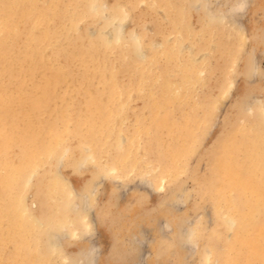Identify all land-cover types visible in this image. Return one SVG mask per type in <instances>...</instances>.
<instances>
[{"label":"rangeland","instance_id":"rangeland-1","mask_svg":"<svg viewBox=\"0 0 264 264\" xmlns=\"http://www.w3.org/2000/svg\"><path fill=\"white\" fill-rule=\"evenodd\" d=\"M36 1L37 4H35ZM46 1L0 0V7L4 3L0 8L2 14L13 11L14 26L18 25L19 27L17 29L15 26V30H11V33L14 31L12 34L8 29V34L5 33L6 31L0 33L4 37L8 35L5 41L0 36V41L3 40L5 44L4 49L0 51V55L5 57H0V64L3 65V67L0 66L3 70L0 69V93L2 92L0 95L1 98L5 96L3 99L0 98L2 102H0V133L2 132L0 137L2 136L1 138L4 139H2V143L8 145V150H6L8 153H2L0 161L2 163L3 161L6 163V160L7 163L12 161L16 165H22L28 161L36 162L37 173L33 177L32 189L29 188V191L26 189L27 191L23 192L24 196H27H25L27 203L34 212L38 214L42 212L45 221L46 218H49L50 221L52 216L57 219H61L63 216L64 223H54L53 219L51 222L47 220L49 223L38 230L29 221H23L19 210L15 215V205L13 204H15L17 197L14 198V195L18 196L17 192L21 187L22 179H19L18 182L17 180L13 181L10 179L11 173L9 171V173L1 171L0 177L5 181V185H3V189L0 188V208H3L0 209V229H3V231L0 230V242L2 239H8L9 236L10 238L0 243V264H15V262L16 264H77V260L83 257L82 252H85L86 247L91 244H96L100 248L95 264H218V257L224 250L225 237H234L235 231L232 233L228 229H224V226L221 228L220 224L231 219L224 215V212L217 211L216 200L212 197V192L208 190L207 183L210 181L213 171L217 170L224 161L222 156L229 149L228 146L230 148L236 147L237 143L235 144V142H238L236 137H239L237 146L241 148L242 152L237 158L229 161V166L234 167L239 162L247 163L249 159L255 158L253 155L258 156V153L260 156L258 160L264 158V117L262 116L263 110L260 109V104H264V0H250L244 13L242 15L234 14V21L232 20L230 23H212L207 13L196 6L197 0H131L132 3H135L131 4V7L129 6L130 0H99L108 5L110 13H117L122 6L127 9L129 7L126 34L129 30L136 29L143 36L145 44L143 50L146 54L143 60L139 58L138 52L132 49L129 40H124L120 45L106 43L102 40L101 32L110 19L107 20L106 15L105 17L103 14L97 15L92 10L90 6L92 0H89L90 2L88 0H79V2L78 0ZM213 1L215 2L214 7L216 6L215 10H218V6L219 9L226 10L230 7V3L231 5L235 4L238 0H234L235 2L223 0L224 3L226 2L225 9L222 7V0ZM8 3L13 7H10ZM29 4H33L34 7ZM50 5H52V9ZM45 9L50 10V13ZM41 10L44 16L41 14ZM20 12L23 14L21 19ZM45 13L50 15L46 14L45 17ZM110 13L108 14L111 18ZM235 16L236 18L238 16L237 21ZM174 17L179 19H175L178 24L180 22L178 27L175 26L177 23L172 22ZM16 22L18 24H15ZM49 27L53 32H48ZM65 27L67 28L64 29ZM41 30L44 35L41 34ZM179 31L182 32L180 33L182 40L177 37ZM36 32L37 34L40 32L38 36ZM35 35L36 38H34ZM15 36L17 41L13 38ZM27 38L30 41H27ZM49 40L53 43L50 44L51 41L49 42ZM158 41L163 44V47H154L155 42ZM36 42L38 43L36 44ZM46 42L48 44H45ZM89 45L90 49L92 47L91 51H89ZM102 46L106 48H102ZM42 47L46 49L44 50ZM188 47L193 48L192 54H190ZM86 48L87 50H85ZM106 51L111 54L109 55ZM2 52L4 53L2 54ZM21 52L22 54L18 55ZM159 52L162 53L159 54ZM81 53L82 55H80ZM204 53H206L205 59H201ZM19 56L21 58H18ZM150 56L154 57L151 58ZM159 56H162L161 59ZM198 58L201 59L198 61L199 63H197ZM18 59L19 61L23 59V62H19ZM155 60L157 62L153 63L152 61ZM203 60L204 62H202ZM53 61L56 63H52ZM60 64L62 67L59 66ZM188 64H190L189 67L193 68L192 72L185 71ZM183 65L187 67L184 69ZM96 66L97 68H95ZM100 66L102 67L100 68ZM22 67L25 68L22 69ZM149 67L150 72L148 73ZM142 68L144 72L141 71ZM200 69H204L205 74H201ZM57 71L64 74L59 73L56 76ZM141 75H144L145 78ZM122 77L123 79H121ZM177 77L179 78L177 79ZM95 78H98L97 81ZM159 78H165L166 81H163L165 84ZM189 78L191 79L188 81ZM182 79L184 83H182ZM176 80H180L178 84ZM14 82H17L18 85ZM144 82L146 86L143 85ZM14 85L16 86L14 87ZM141 85H143L142 90ZM182 88L184 89L182 90ZM25 90L27 91L26 95L23 94L26 93ZM44 91L47 93H42ZM145 91L146 96L144 95ZM154 91L157 93V100ZM179 91L184 92L181 95ZM89 95L91 99H89ZM16 96L22 97L17 99ZM168 97H171V100ZM36 98H39L40 101L43 100L44 104L42 102L40 105V101ZM174 98L176 100L173 101ZM12 99L16 100L13 101ZM15 101L17 102L15 103ZM3 102L6 105L3 106ZM30 105L31 107H29ZM42 105H45L46 109L44 106L43 109ZM5 106L9 107V111L5 109ZM251 107L253 111L250 109ZM24 113L26 114L24 115ZM7 116H10L8 122L10 120L11 123L5 120ZM2 123L3 125H1ZM33 123L35 124L32 125ZM258 123L259 125H256ZM181 127L184 129L181 130ZM33 128L34 132H32ZM62 128L64 131H61ZM54 132L59 137L54 136ZM84 132L86 133L84 134ZM23 134H25L24 139H22ZM26 134H28L27 137ZM122 136L128 138L124 145L127 151L120 147L119 141ZM58 139L60 141L65 139L64 141L67 143L60 142ZM32 140L38 144H34ZM58 141L62 145L57 143ZM108 141L110 144L106 145ZM130 141L131 143H129ZM259 142L263 143H260L262 146L259 145ZM95 143H99V147L96 149L97 144ZM101 143L103 144L101 145ZM56 144L57 146H55ZM37 145H41L39 146L40 150ZM109 146H112V149L108 148ZM104 148L111 149L112 152ZM175 148L178 149V152ZM246 149L253 152L251 151V153ZM34 150L38 151L34 152ZM260 150L261 152H259ZM219 152L223 155L220 156ZM43 153L45 154L43 155ZM52 153L55 156H51ZM38 154L39 156H37ZM23 155H26L24 157L27 158H23ZM219 157L222 158L219 159ZM22 158L26 160L23 161ZM30 158L32 160H29ZM43 158L47 159L43 161ZM256 158L255 160H257ZM168 160L170 161L168 162ZM109 166L114 167L115 170H111ZM162 166L165 171L164 169L162 171ZM31 170L27 168L25 171L29 174ZM54 176L57 179L56 177L54 179ZM59 178L63 183L60 184ZM57 180H59V184ZM56 184L61 185V187L57 186L56 188ZM52 186L57 191L54 192ZM63 187L64 191H62ZM51 188L53 189V196L49 193ZM65 189L73 190L74 194H67ZM37 190L40 192L36 193ZM41 191L47 194L42 193V195ZM5 194L6 196L8 194V197L4 196ZM33 200L39 201H37V205H33ZM59 200L62 201L58 202ZM57 206L59 207L58 212ZM80 209H84L85 212L80 213ZM83 216H86V220ZM2 217L3 219H1ZM219 217L220 220H218ZM260 218V225L263 226L264 219L261 216ZM87 222L90 223L92 229L86 228ZM166 222L169 224L166 225ZM6 227L8 231L5 230ZM75 228H78L79 233H81L77 237L72 234ZM27 229L31 232H27ZM60 231H63L61 233L64 234L54 239V235ZM24 235L29 239L23 243L24 240L21 239L25 238ZM18 237H21V239L19 238L20 241ZM138 240L141 242L138 243ZM53 243L58 244V247L52 248ZM141 243L142 245H140ZM191 243H194L193 248L188 249V246L192 245ZM37 248L41 251L39 252ZM21 254L23 255L21 256ZM206 255L207 258H210L209 262H207ZM62 256H68L69 260H63ZM21 257L28 259L23 258L22 260Z\"/></svg>","mask_w":264,"mask_h":264},{"label":"bare ground","instance_id":"bare-ground-1","mask_svg":"<svg viewBox=\"0 0 264 264\" xmlns=\"http://www.w3.org/2000/svg\"><path fill=\"white\" fill-rule=\"evenodd\" d=\"M3 1V0H2ZM23 1H25V0H23ZM27 1V0H26ZM46 1V0H45ZM66 1V0H65ZM68 1V0H67ZM89 1V0H88ZM105 1V0H104ZM127 1V0H126ZM142 1V0H141ZM146 1V0H145ZM223 1V0H222ZM227 1V0H226ZM234 1V0H233ZM236 1V0H235ZM234 1V2H235ZM35 2V1H34ZM47 2V1H46ZM78 2H79V0H78ZM84 2V1H83ZM90 2V1H89ZM92 3L90 4V6H91V8H92V10L97 14V15H101V14H103V17H105V15H106V17H107V20L108 19H110L109 20V22H108V24L104 27V30H103V32H101V38H102V40H104L106 43H110V44H122L123 43V41L124 40H129L130 42H131V47H132V49L134 50V51H137L138 52V56H139V58L141 59V60H143V59H145V57H146V54L144 53V50H143V47L145 46V44H144V41H143V36H141L140 35V33L136 30V29H131V30H129L128 32H127V34H126V23H127V18L129 17V15H128V11H129V13H130V9H129V7H128V9L125 7V6H122L121 7V10L120 11H118L117 13H110V8H108V5H106V3L105 2H100L99 0H92L91 1ZM120 2H122V1H120ZM130 2V4H129V6L132 4L133 5V3L131 2V0L129 1ZM136 2V1H135ZM217 2H219V0L217 1ZM227 2H230V1H227ZM15 3V2H14ZM21 3H23V2H21ZM24 3H27V2H24ZM33 3V2H32ZM52 3H54V1H52ZM65 2H63V4H64ZM72 3V2H71ZM75 3V2H74ZM119 3V2H118ZM214 1L213 0H197V3H196V6L199 8V9H202V10H204L206 13H207V15H208V17H209V19H210V21L212 22V23H215V22H222V23H230L234 18H233V15L234 14H236V15H242L243 13H244V11L246 10V8H247V6H248V4L250 3V0H238L235 4H232L231 5V3H230V7L229 8H227L226 10H222V9H219V6L217 7V9L218 10H215L214 8L216 7H214ZM226 3V2H225ZM225 3H224V1H223V3H222V7H224L225 6ZM4 3H2L1 4V7H2V5H3ZM7 4V3H6ZM9 4V3H8ZM34 4V3H33ZM33 4H29L30 6L32 5L33 6ZM35 4H37V1H36V3ZM46 4V3H45ZM122 4V3H121ZM135 4V3H134ZM152 4H155V3H152ZM12 5H13V3H12ZM21 5V4H20ZM19 5V6H20ZM26 5V4H25ZM25 5H23V6H25ZM65 5H66V3H65ZM65 5H63V6H65ZM68 5V4H67ZM77 5H79L78 3H77ZM216 5H218V4H216ZM220 5V4H219ZM9 6H10V4H9ZM30 6H28V7H30ZM31 6V7H32ZM38 6H39V4H38ZM51 7V9H52V5H50ZM58 6V5H57ZM61 6V5H60ZM72 6V5H71ZM80 6V5H79ZM79 6H78V10H79ZM86 6V5H85ZM84 6V7H85ZM127 6V5H126ZM221 6V5H220ZM229 6V5H228ZM0 7V8H1ZM7 7V6H6ZM10 7H13V6H10ZM34 7V6H33ZM75 7V6H74ZM115 7V6H114ZM131 7V6H130ZM177 7V6H176ZM16 8H17V6H16ZM26 8H27V6H26ZM46 8H47V5H46ZM64 8H66V7H64ZM173 8V7H172ZM11 9V8H10ZM13 10H14V8H12ZM18 9V8H17ZM19 9H21V8H19ZM34 9V8H33ZM176 9V8H175ZM224 9H225V7H224ZM6 10H9V9H6ZM27 10V9H26ZM35 10H37V9H35ZM43 10H44V8H43ZM45 10H47V9H45ZM114 10H116V9H114ZM11 11V10H10ZM30 11V10H29ZM48 11V10H47ZM54 11V10H53ZM73 11V10H72ZM80 11V10H79ZM91 11V10H90ZM89 11V12H90ZM0 12H1V9H0ZM3 12H6V11H3ZM32 12H33V10H32ZM41 12V14L43 15L44 13H42L43 11L41 10L40 11ZM49 13H50V10L48 11ZM67 12V11H66ZM13 11H11V12H9V13H5V14H2V12H1V14H0V33H4L5 31V33H7L8 34V32H7V29L10 31V34H12L11 33V30H15V26H14V20L12 19V16H13ZM21 13V12H20ZM27 13V12H26ZM49 13H45V17L47 16L46 14H49ZM53 13V12H52ZM69 13V12H68ZM108 13H110V15H111V18H110V16H109V14ZM30 14V13H29ZM66 14V13H65ZM73 14V13H72ZM174 14H176V13H174ZM173 14V15H174ZM19 15V14H18ZM26 15V14H25ZM31 15V14H30ZM36 15V14H35ZM34 15V16H35ZM50 15V14H49ZM143 15V14H142ZM15 16V15H14ZM23 16V14L21 13V16H20V19H21V17ZM44 16V15H43ZM109 16V17H108ZM27 17H29V16H27ZM26 17V18H27ZM31 17H32V15H31ZM41 17V16H40ZM66 17V16H65ZM70 17H71V14H70ZM175 17H176V15H175ZM174 17V21H173V18H172V22L173 23H177V24H175V26L177 25V27H178V25L180 24V22H179V24H178V22H176L175 21V19H177V18H175ZM177 17H178V15H177ZM187 17V16H186ZM18 18V17H17ZM25 18V19H26ZM36 18H37V16H36ZM235 18H236V16H235ZM237 18H238V16H237ZM237 18L235 19L236 21H237ZM43 19H45L44 17H43ZM47 19H49V18H47ZM66 19V18H65ZM187 20H188V18H186ZM185 19V20H186ZM39 20V19H38ZM38 20H36V21H38ZM42 20V19H41ZM40 20V21H41ZM61 20H62V16H61ZM177 20H179V19H177ZM23 21H24V19H23ZM181 21V20H180ZM234 21V20H233ZM18 22V21H17ZM15 23V24H18V23ZM27 22V21H26ZM29 22V21H28ZM47 22V21H46ZM49 22V21H48ZM47 22V23H48ZM63 22V21H62ZM66 22V20L64 21V23ZM32 23H34V22H32ZM31 23V24H32ZM37 24V23H36ZM40 24V23H39ZM21 25V24H20ZM75 25V24H74ZM22 27H23V25H21ZM40 26V25H39ZM71 26V25H70ZM70 26H69V28H70ZM76 26V25H75ZM17 27V29L19 28L18 27V25L16 26ZM44 27V26H43ZM51 27V26H50ZM50 27H49V30H48V32L50 31V32H53V31H51L50 30ZM62 27V26H61ZM181 27V25L179 26V28ZM21 28V27H20ZM42 28V27H41ZM67 27H65L64 29H66ZM72 28H74V27H72ZM71 28V29H72ZM146 28V27H145ZM148 28V27H147ZM178 28V29H179ZM25 29H28V28H25ZM43 29V28H42ZM48 29V28H47ZM55 29V28H54ZM63 30V29H62ZM61 30V31H62ZM181 30V29H180ZM60 31V30H59ZM58 31V32H59ZM151 31V30H150ZM30 32V31H29ZM32 32V31H31ZM41 34L42 35H44L43 34V31L41 30ZM46 32V31H45ZM49 32V33H50ZM69 32V31H68ZM67 32V33H68ZM71 32V31H70ZM40 33V32H39ZM38 33V34H39ZM60 33V32H59ZM62 33V32H61ZM66 33V32H65ZM179 33V35H177V37H178V39H180L181 38V40H182V34H180V33H182V32H178ZM30 34V33H29ZM36 34H37V32H36ZM38 34H37V36H38ZM78 34V33H77ZM176 34H177V32H176ZM14 35H15V33H14ZM28 35V34H27ZM32 35H34V34H32ZM50 35V34H49ZM48 35V36H49ZM62 35H65V34H62ZM61 35V36H62ZM243 35H244V33H243ZM242 35V36H243ZM1 37H3V40L5 41V38L8 36H6V37H4V36H2V35H0ZM59 36H60V34H59ZM19 37V36H18ZM29 37H31V36H29ZM40 37V36H39ZM38 37V38H39ZM43 38H44V36H42ZM56 37V36H55ZM55 37H54V39H55ZM13 38H15L16 39V36L15 37H13ZM34 38H36V35H35V37ZM45 38H46V36H45ZM63 38V37H62ZM67 38V37H66ZM69 38V37H68ZM210 38V37H209ZM213 38V37H212ZM14 39V40H15ZM40 39V38H39ZM54 39H53V41H54ZM3 40H1L0 41V51H1V49H4L3 47H5L4 45V41ZM7 40V39H6ZM11 40H13V39H11ZM24 40H25V38H24ZM23 40V41H24ZM41 40H43V39H41ZM46 40H47V38H46ZM45 40V41H46ZM62 40V39H61ZM212 40V39H211ZM16 41H17V39H16ZM15 41V42H16ZM20 41V40H19ZM22 41V42H23ZM27 41H30V40H28V38H27ZM51 40H49V42H50ZM53 41H51L50 42V44H52L53 43ZM57 41V40H56ZM10 42V41H9ZM9 42H8V44H9ZM14 42V41H13ZM21 42V41H20ZM101 42V41H100ZM99 42V43H100ZM179 42V41H178ZM214 42V41H213ZM19 43V42H18ZM24 43H26V42H24ZM33 43V42H32ZM38 42H36V44H37ZM42 43V42H41ZM82 43V42H81ZM91 43V42H90ZM102 43H103V41H102ZM14 44V43H13ZM22 44V43H21ZM40 44V43H39ZM44 44V43H43ZM45 44H48L47 42L45 43ZM6 45H7V43H6ZM11 45H12V43H11ZM10 45V46H11ZM28 45H29V43H28ZM33 45H35L34 43H33ZM102 45V44H101ZM124 45V44H123ZM174 45V44H173ZM38 46V45H37ZM44 46V45H43ZM50 46V45H49ZM69 46V45H68ZM12 47V46H11ZM10 47V48H11ZM31 47V46H30ZM29 47V48H30ZM105 47V46H104ZM103 46H102V48H104ZM154 47L155 48H157V47H163V44L160 42V41H158V42H155V44H154ZM167 47V46H166ZM184 48L186 47V46H183ZM15 48V47H14ZM28 48V49H29ZM43 48V47H42ZM106 48V47H105ZM23 49V48H22ZM44 49V48H43ZM46 49V48H45ZM44 49V50H45ZM71 49V48H70ZM89 49H90V45H89ZM114 49V47L112 48V50ZM188 49L190 50V54H192L193 53V51H191L193 48L192 47H188ZM6 50V49H5ZM14 50V49H13ZM32 50H33V48H32ZM43 50V51H44ZM80 50V49H79ZM82 50V49H81ZM85 50H87V48L85 49ZM92 50V47H91V49L89 50V51H91ZM118 50V49H117ZM17 51V50H16ZM54 51V50H53ZM108 51V50H107ZM106 51V53H109V52H107ZM166 51V50H165ZM15 52V51H14ZM93 52V51H92ZM110 52H111V50H110ZM115 52V51H114ZM153 52V51H152ZM151 52V53H152ZM179 52H181V51H179ZM4 52H2V54H3ZM24 53H26V52H24ZM45 53V52H44ZM51 53V52H50ZM116 53V52H115ZM157 53V52H156ZM160 53H162V52H159V54ZM18 54V53H17ZM22 54V52L20 53V54H18V55H21ZM40 54H41V52H40ZM63 54V53H62ZM111 53H109V55H110ZM126 54H128V53H126ZM153 54V53H152ZM5 55V54H4ZM69 55V54H68ZM80 55H82V53L80 54ZM2 55H0V57H1ZM6 56V55H5ZM13 56V55H12ZM26 56V55H25ZM37 56V55H36ZM39 56V55H38ZM206 56V53H204V54H202V56H201V59L202 58H204ZM4 56H2L1 58H3ZM14 57V56H13ZM12 57V59H14ZM69 57V56H68ZM87 57V56H86ZM94 57L96 58V56L94 55ZM117 57V56H116ZM151 58H153L154 56H150ZM150 57H148V58H150ZM160 57V59H161V57L162 56H159ZM164 57V56H163ZM184 57H186V56H184ZM5 58V57H4ZM8 58V57H7ZM18 58H21L20 56L18 57ZM29 58H30V56H29ZM34 58H35V56H34ZM82 58V57H81ZM98 58H99V56H98ZM111 58V57H110ZM125 58H127V57H125ZM147 58V59H148ZM150 58V59H151ZM180 58V57H179ZM193 58V57H192ZM15 59H17V57H15ZM25 59V58H24ZM32 59V58H31ZM76 59V58H75ZM112 59V58H111ZM110 59V60H111ZM156 60H157V58H155ZM200 58H198L197 59V63H199L198 61L199 60H201ZM205 59V58H204ZM10 60H11V58H10ZM9 60V61H10ZM23 59H21V61H22ZM26 60V59H25ZM101 60V59H100ZM149 60V59H148ZM147 60V61H148ZM152 61L153 63H155V62H157V61ZM180 60H182V59H180ZM180 60H177V61H180ZM8 61V60H7ZM18 61H19V59H18ZM21 61H19V62H21ZM31 61V60H30ZM30 61H28V62H30ZM45 61V60H44ZM71 61V60H70ZM78 61H80V60H78ZM84 61V60H83ZM82 61V62H83ZM102 61V60H101ZM106 63L108 64V60L106 59ZM115 61V60H114ZM151 61V60H150ZM160 61V60H159ZM184 61V60H183ZM195 61V60H194ZM208 61V60H207ZM2 62V61H1ZM6 62V61H5ZM23 62V61H22ZM21 62V63H22ZM35 62H36V60H35ZM34 62V63H35ZM72 62V61H71ZM82 62H81V64H82ZM202 62H204V60L202 61ZM205 62H206V60H205ZM21 63H20V65H21ZM52 63H56V61L54 62H52ZM76 63V62H75ZM91 63V62H90ZM97 63V62H96ZM101 63V62H100ZM116 63V62H115ZM132 63V62H131ZM207 63V62H206ZM206 63H205V65H206ZM88 64V63H87ZM92 64V63H91ZM95 64V63H94ZM113 64V63H112ZM180 64V63H179ZM202 65H204L203 63H201ZM8 65V64H7ZM6 65V66H7ZM30 65V64H29ZM74 65V64H73ZM153 65H155V64H153ZM0 66L1 67H3V65H1L0 64ZM15 66V65H14ZM23 66H25V65H23ZM58 66V65H57ZM60 67H62L61 66V64L59 65ZM93 66H95V65H93ZM103 66V65H102ZM102 66H100V68L102 67ZM115 66V65H114ZM117 66H118V64H117ZM135 66H137V65H135ZM155 66H157V65H155ZM190 66V64H188V67L187 66H184L183 65V67H184V69H185V67H187V70H185L186 72H192L193 71V68H191V67H189ZM32 67V66H31ZM37 67V66H36ZM55 67V66H54ZM85 67V66H84ZM110 67V66H109ZM137 67H139V66H137ZM197 67H200L199 65H197ZM23 68H25V67H22V69ZM45 68V67H44ZM43 68V69H44ZM52 68V67H51ZM56 68V67H55ZM58 68V67H57ZM64 68V67H63ZM95 68H97V66L95 67ZM99 68V69H100ZM132 68V67H131ZM139 68H141V67H139ZM144 68V67H143ZM141 69V71L143 70V72H144V69ZM159 68V67H158ZM1 70H2V68H0ZM17 69H18V66H17ZM16 69V71H18ZM32 69V68H31ZM62 69V68H61ZM92 69V68H91ZM105 69V68H104ZM112 69H113V67H112ZM136 69V68H135ZM150 67L148 68V70H147V72L149 73L150 72ZM153 69V68H152ZM151 69V70H152ZM15 70V69H14ZM13 70V71H14ZM33 70V69H32ZM31 70V71H32ZM118 70V69H117ZM161 70V69H160ZM163 70V69H162ZM161 70V71H162ZM210 70V69H209ZM3 71V70H2ZM12 71V72H13ZM77 71V70H76ZM80 71V70H79ZM154 72H155V70H153ZM156 71H158V70H156ZM182 71V70H181ZM200 71V73L201 74H205L204 73V69H200L199 70ZM9 72V71H8ZM97 72V71H96ZM159 72V71H158ZM10 73H11V71H10ZM14 73H16V72H14ZM18 73H19V71H18ZM59 73H63V72H61V71H57V75L56 74H54V75H56V76H58L59 75ZM102 73V72H101ZM115 73H117V72H115ZM137 73V72H136ZM6 74V73H5ZM17 74V73H16ZM35 74V73H34ZM64 74V73H63ZM67 74V73H66ZM79 74V73H78ZM144 74V73H143ZM152 74H154V73H152ZM156 74V73H155ZM198 74H199V72H198ZM206 74H207V70H206ZM11 75V74H10ZM13 75V74H12ZM11 75V76H12ZM19 75H20V73H19ZM74 75V74H73ZM111 75V74H110ZM127 75V74H126ZM160 75H163V74H160ZM167 75H168V73H167ZM0 76H1V74H0ZM5 76V75H4ZM55 76V77H56ZM63 76H66V75H63ZM71 76V75H70ZM123 76V75H122ZM142 76V75H141ZM159 76V75H158ZM169 76H173V75H169ZM180 76V75H179ZM201 76V75H200ZM10 77V76H9ZM14 77V76H13ZM23 77V76H22ZM22 77H20V78H22ZM52 77V76H51ZM62 77V76H61ZM68 77V76H67ZM142 77H144V75L142 76ZM146 77H148V75H146ZM157 77V76H156ZM156 77H154V78H156ZM160 77H162V76H160ZM165 77V76H164ZM183 77V76H182ZM206 77V76H205ZM12 78V77H11ZM57 78V77H56ZM129 78V77H128ZM145 78V77H144ZM163 78V77H162ZM160 79V80H162V82L163 81H166L165 80V78L164 79ZM179 77H177V79H178ZM1 79V78H0ZM25 79V78H24ZM98 79V78H97ZM97 79L95 78V81H97ZM109 79H110V76H109ZM116 79V78H115ZM121 79H123V77L121 78ZM142 79V78H141ZM158 79V80H159ZM181 79V78H180ZM191 78H189L188 79V81L190 80ZM17 80V79H16ZM19 80V79H18ZM66 80V79H65ZM91 80V79H90ZM130 80V79H129ZM2 81H3V79H2ZM13 81V80H12ZM38 81V80H37ZM54 81V80H53ZM52 81V82H53ZM61 81H62V78H61ZM100 81V80H99ZM116 81V80H115ZM180 81V80H179ZM179 81H177L176 80V82H177V84L179 83ZM184 80L182 79V83H184L183 82ZM187 81V82H188ZM18 82V81H17ZM17 82H14V84H17ZM56 82V81H55ZM69 82V81H68ZM68 82H65L66 84H69ZM101 82V81H100ZM168 82V81H167ZM166 82V83H167ZM3 83V82H2ZM38 83V82H37ZM57 83V82H56ZM131 83V82H130ZM164 83V82H163ZM191 83V82H190ZM196 83V82H195ZM12 84V83H11ZM20 84V83H19ZM50 84H52V83H50ZM92 84V83H91ZM94 84V83H93ZM125 84V83H124ZM132 84V83H131ZM141 84H142V82H141ZM146 83L144 82V86H146L145 85ZM150 84V83H149ZM165 84V83H164ZM170 84V83H169ZM188 84V83H187ZM1 85V84H0ZM9 85V84H8ZM7 85V86H8ZM18 85V84H17ZM25 85V84H24ZM57 85V84H56ZM114 85H116V84H114ZM119 85V84H118ZM127 85V84H126ZM143 85H141L140 86V88H141V90H142V86ZM148 85V84H147ZM186 85V84H185ZM13 86V85H12ZM16 85H14V87H15ZM68 86V85H67ZM71 86V85H70ZM75 86V85H74ZM105 86V85H104ZM120 86V85H119ZM129 86V85H128ZM134 86V85H133ZM133 86H131V87H133ZM153 86V85H152ZM165 86V85H164ZM6 87V86H5ZM20 87V86H19ZM23 87H25V86H23ZM22 87V88H23ZM47 87H48V85H47ZM122 87V86H121ZM8 88H9V86H8ZM7 88V89H8ZM13 88V87H12ZM12 88H10V89H12ZM40 88V87H39ZM67 88V87H66ZM65 88V89H66ZM71 88V87H70ZM96 88V87H95ZM134 88V87H133ZM148 89H149V87H147ZM151 88V87H150ZM153 88V87H152ZM178 88V87H177ZM6 89V88H5ZM33 89H34V87H33ZM46 89V88H45ZM51 89V88H50ZM105 89V88H104ZM118 89H120V88H118ZM137 89V88H136ZM184 88H182V90H183ZM9 90V89H8ZM29 90V89H28ZM53 90V89H52ZM51 90V91H52ZM95 90V89H94ZM161 90H162V88H161ZM161 90H159V91H161ZM181 90V89H180ZM6 91V90H5ZM22 91H24L23 89H22ZM26 91V90H25ZM34 91H35V89H34ZM37 91V90H36ZM46 91V90H45ZM42 92V93H47V92ZM60 91V90H59ZM96 91H97V88H96ZM96 91H94V92H96ZM106 91V90H105ZM144 91V90H143ZM190 91V90H189ZM8 93L10 92V91H7ZM11 92H12V90H11ZM100 92V91H99ZM155 92V91H154ZM158 92V91H157ZM180 92V91H179ZM182 92H184V91H182ZM182 92H180V94L182 93ZM2 93V92H1ZM0 93V94H1ZM28 93H30V92H28ZM33 93V92H32ZM63 93H64V89H63ZM91 93V92H90ZM89 93V94H90ZM103 93H105V92H103ZM135 93V92H134ZM145 94V96H146V91L144 92ZM156 93V92H155ZM174 93V92H173ZM190 93H191V91H190ZM23 94H27V91H26V93H23ZM22 94V95H23ZM33 94H36V93H33ZM49 94V93H48ZM50 94H52V93H50ZM92 94V93H91ZM133 94V93H132ZM147 94H148V92H147ZM154 94V93H153ZM10 95V94H9ZM54 95V94H53ZM59 95H61V94H59ZM65 95H66V93H65ZM93 95H94V93H93ZM150 95H152V94H150ZM182 95V94H181ZM181 95H179V96H181ZM184 95V94H183ZM187 95V94H186ZM24 96V95H23ZM129 96V95H128ZM132 96V95H131ZM134 96V95H133ZM153 96V95H152ZM162 96V95H161ZM178 96V97H179ZM5 97V96H4ZM3 97V98H4ZM13 97H15V96H13ZM17 97V96H16ZM20 97H22V96H20ZM20 97H17V99L18 98H20ZM25 97V96H24ZM31 97V96H30ZM155 97H156V100H157V93L155 94ZM154 97V98H155ZM177 97V96H176ZM0 98H1V95H0ZM3 98H1V99H3ZM41 98V97H40ZM48 98V97H47ZM104 98H105V96H104ZM129 98H131V97H129ZM169 98V97H168ZM9 99V98H8ZM10 99H11V97H10ZM22 99V98H21ZM36 99H38L39 100V98H36ZM89 99H91L90 98V95H89ZM99 99H100V97H99ZM146 99H148V98H146ZM145 99V100H146ZM161 99V98H160ZM159 99V100H160ZM170 100H171V97L169 98ZM13 101L14 100H16V99H12ZM11 100V101H12ZM155 100V101H156ZM158 100V101H159ZM167 100V98L165 99V101ZM170 100H169V102H170ZM173 101L174 100H176V98H174V99H172ZM177 100H178V98H177ZM181 100V99H180ZM8 101V100H7ZM11 101H9L10 103H11ZM29 101H30V99H29ZM36 101V100H35ZM40 101V100H39ZM48 101H49V98H48ZM1 102V101H0ZM17 101H15V103H16ZM19 102V101H18ZM25 101H23V103H24ZM27 102H28V100H27ZM34 102V101H33ZM43 102V100H41L39 103H40V105H41V103ZM2 103V102H1ZM26 103V102H25ZM46 103V102H45ZM88 103V102H87ZM163 103H164V101H163ZM167 103H168V101H167ZM13 105H14V103H12ZM21 104V103H20ZM19 104V105H20ZM27 104H29V103H27ZM43 104H44V102H43ZM128 104H130V103H128ZM127 104V105H128ZM170 104V106H171V102L169 103ZM175 104H176V102H175ZM4 105H6L4 102H3V106ZM11 104H9V106H10ZM22 105V104H21ZM133 105V104H132ZM168 105V104H167ZM1 106H2V104H1ZM2 106V107H3ZM8 106V105H7ZM23 106V105H22ZM25 106V105H24ZM43 106H44V108H45V105H42V108H43ZM88 106V105H87ZM6 107V106H5ZM11 107H12V105H11ZM27 107V106H26ZM29 107H31V105L29 106ZM154 107V106H153ZM152 107V108H153ZM165 107V106H164ZM173 107V106H172ZM9 108V107H8ZM8 108L6 107L5 109H7L8 110ZM18 108H19V106H18ZM28 108V107H27ZM33 108H35L34 106H33ZM43 108V109H44ZM123 108V107H122ZM11 109H13V108H11ZM10 109V110H11ZM21 109H22V107H21ZM21 109H20V111H21ZM46 109V108H45ZM124 109V108H123ZM250 109H252V111H253V108L251 107ZM260 109H262L263 110V114H262V116L264 117V104L262 103V104H260ZM0 110H1V108H0ZM3 110V109H2ZM6 110V111H7ZM14 111H15V109H13ZM24 110V109H23ZM29 110V109H28ZM5 111V110H4ZM9 111V110H8ZM14 111H12L13 113H14ZM16 111H17V108H16ZM30 111V110H29ZM153 111V110H152ZM173 111V110H172ZM171 111V112H172ZM2 112V111H1ZM18 112V111H17ZM27 112V111H26ZM66 112H68V111H66ZM119 112V111H118ZM161 112H162V110H161ZM163 112H165V111H163ZM19 113V112H18ZM90 113V112H89ZM262 113V112H261ZM21 115H22V112L20 113ZM26 113H24V115H25ZM43 114V113H42ZM152 114H153V112H152ZM7 115H9V114H7ZM158 115V114H157ZM156 115V116H157ZM27 116H29V115H27ZM27 116H26V118H27ZM154 116V115H153ZM167 116V115H166ZM1 117H3V116H1ZM12 117V116H11ZM91 117H92V115H91ZM128 117V116H127ZM147 117V116H146ZM5 118V117H4ZM8 118H10V116L8 117L7 116V118L5 119V120H7V122H8ZM24 118V117H23ZM25 118V119H26ZM29 118V117H28ZM87 118V117H86ZM149 118V117H148ZM150 118H151V115H150ZM88 119V118H87ZM102 119V118H101ZM264 119V118H263ZM27 120V119H26ZM29 120V119H28ZM82 120V119H81ZM89 120V119H88ZM139 120V119H138ZM149 120V119H148ZM1 121V120H0ZM12 121V120H11ZM35 121V120H34ZM91 121V120H90ZM24 122V121H23ZM32 122V121H31ZM79 122V121H78ZM84 122V121H83ZM92 122V121H91ZM100 122H102L101 120H100ZM8 123H11L10 122V120H9V122ZM74 123V122H73ZM88 124H89V122H87ZM93 123V122H92ZM99 123V122H98ZM250 122H248V124H249ZM5 124V123H4ZM24 124H26V123H24ZM28 124V123H27ZM26 124V125H27ZM35 123H33L32 125H34ZM148 124H149V122H148ZM251 124V123H250ZM1 125H3V123L1 124ZM9 125H11V124H9ZM19 126H21L20 124H18ZM71 125H73V124H71ZM90 125V124H89ZM88 125V126H89ZM150 125V124H149ZM148 125V126H149ZM256 125H259V123L258 124H256ZM31 126V125H30ZM38 126V125H37ZM44 126V125H43ZM70 126V125H69ZM147 126V127H148ZM253 126V125H252ZM7 127V126H6ZM15 127V126H14ZM13 127V128H14ZM23 127H25V126H23ZM36 127V126H35ZM34 127V128H35ZM62 127V126H61ZM63 127H64V125H63ZM67 127V126H66ZM65 127V128H66ZM80 127V126H79ZM146 127V126H145ZM157 127V126H156ZM250 127V126H249ZM254 127H255V125H254ZM9 128V127H8ZM13 128H11V129H13ZM17 128V127H16ZM15 128V129H16ZM18 128H20V127H18ZM34 128H33V130H32V132H34L35 130H34ZM38 128V127H37ZM45 128V127H44ZM59 128V127H58ZM57 128V129H58ZM64 128V129H65ZM74 128V127H73ZM261 128V127H260ZM55 129V128H54ZM53 129V130H54ZM60 129V128H59ZM71 129V128H70ZM84 129V128H83ZM132 129V128H131ZM179 129V128H178ZM184 128L183 127H181V130H183ZM18 130V129H17ZM29 130H30V128H29ZM72 130H75V129H72ZM71 130V131H72ZM172 130H175V129H172ZM3 131V130H2ZM16 131V130H15ZM21 131V130H20ZM19 131V132H20ZM28 131V130H27ZM27 131H24V132H27ZM55 131V130H54ZM61 131H64L63 130V128H62V130ZM88 131H90V130H88ZM150 131V130H149ZM243 131V130H242ZM242 131H240L241 133H242ZM14 132V131H13ZM29 132H31V131H29ZM56 132V131H55ZM55 132H54V136H56L57 135V133L55 134ZM76 132V131H75ZM96 132V131H95ZM116 132V131H115ZM181 132V131H180ZM2 133V132H1ZM0 133V134H1ZM3 133H5V132H3ZM10 133V132H9ZM21 133V132H20ZM23 133V132H22ZM71 133V132H70ZM86 132H84V134H85ZM149 133V132H148ZM12 134V133H11ZM17 135H18V133H16ZM63 134V133H62ZM72 134V133H71ZM70 134V135H71ZM87 134H88V132H87ZM98 134H99V132H98ZM20 135V134H19ZM24 135V137L22 138V139H24L25 138V134H23ZM27 135L28 134H26V137H27ZM39 135V134H38ZM37 135V136H38ZM49 135L51 136V133H49ZM53 135V134H52ZM92 135V134H91ZM139 135H140V133H139ZM151 136L153 135V134H150ZM261 135H262V133H261ZM4 136H5V134H4ZM7 136H9V135H7ZM6 136V137H7ZM32 137H33V135H31ZM31 136H29V137H31ZM47 136V135H46ZM53 136V137H54ZM58 136V135H57ZM88 136V135H87ZM258 136V135H257ZM2 137V136H1ZM0 137V160H1V154L2 153H6L7 151L6 150H8L7 149V146L4 144V143H2V139L3 138H1ZM31 137V138H32ZM39 137V136H38ZM53 137H52V139H53ZM59 137V136H58ZM60 137H62V136H60ZM69 137V136H68ZM245 137V136H244ZM263 137V136H262ZM16 139H17V137H15ZM47 138H50V137H47ZM55 138V137H54ZM71 138H72V136H71ZM103 138H105L104 136H103ZM107 138V137H106ZM173 138H175V137H173ZM239 137H236V140L239 142V139H238ZM20 139V138H19ZM35 139V138H34ZM33 139V140H34ZM56 139V138H55ZM113 139V138H112ZM127 137L125 138L124 136H122L121 138H120V141H119V144H120V147L122 148V149H125V143H126V141H127ZM235 139V138H234ZM233 139V140H234ZM242 139V138H241ZM240 139V140H241ZM4 140V139H3ZM32 140V142L35 144L36 142H34ZM44 140V139H43ZM42 140V141H43ZM59 140V139H58ZM63 140V139H62ZM65 140V139H64ZM60 141V142H66L67 143V141ZM67 140V139H66ZM105 140V139H104ZM233 140H232V142H233ZM235 140V141H236ZM6 141V140H5ZM26 141V140H25ZM28 141V140H27ZM29 141H31V140H29ZM36 141V140H35ZM47 141H49V140H47ZM52 141H54V140H52ZM52 141H50V143H52L53 144V142ZM59 141L57 142V143H59ZM110 141H112V140H110ZM259 141H262V140H259ZM264 141V140H263ZM14 142V141H13ZM21 143H22V141H20ZM44 142V141H43ZM77 142V141H76ZM92 142V141H91ZM91 142H89V143H91ZM96 142V141H95ZM98 142V141H97ZM104 142V141H103ZM238 142H235V144L237 143L238 144ZM241 142V141H240ZM10 143V142H9ZM8 143V144H9ZM27 143V142H26ZM49 143V142H48ZM55 143H56V141H55ZM70 143V142H69ZM109 143V141L106 143V145ZM129 143H131V141L129 142ZM263 144L262 142H259V145L260 146H262L261 144ZM29 144V143H28ZM32 144V143H31ZM36 144H38V143H36ZM40 144V143H39ZM59 144H61L62 145V143H59ZM95 144H97L96 146L97 147H95V149L96 148H98L99 146H98V144L99 143H95ZM95 144H93V145H95ZM103 143H101V145H102ZM110 144V143H109ZM128 144V143H127ZM234 143H232V145H233ZM234 144V145H235ZM237 144H236V147H231L230 148V146H228L229 147V149H227L226 150V152H225V154H224V156H222L223 157V159H224V161L222 162V164L218 167V169L217 170H214L213 171V173H212V177L210 178V181L207 183L208 184V190H210L211 192H212V197H214L215 198V200H216V204H215V206H216V209H217V211L219 212V211H221V212H224L223 214L224 215H227V217L229 218V219H231V220H227V222L226 221H224V223H222V224H220L222 227L221 228H223V226L225 227L224 229H228V231L229 232H234L235 231V236L234 237H231L230 238V236H228V237H225V245L223 246V248H224V250H223V252H222V254H221V256H217L218 257V260L217 261H219L218 262V264H264V221H263V226H261L260 225V223H261V220H259V218H260V216L262 217V219H264V214L263 215H260V214H262V213H264V158H262V159H260V160H258V157H260L259 156V153L257 154L258 156H256V155H253L257 160H255V158L253 159V160H251V159H249L248 161H247V163L246 162H239L238 164H236L234 167H231V166H229V161H231V160H234L235 159V157L237 158L238 157V155H240L241 154V152H242V150H241V148L240 147H238L237 146ZM12 145V144H11ZM15 145H17L18 146V144H15ZM64 145V144H63ZM66 145V144H65ZM64 145V146H65ZM90 145V144H89ZM106 145H104L105 147H106ZM246 145V144H245ZM258 145V144H257ZM258 145V146H259ZM16 146V147H17ZM19 146H20V144H19ZM29 146H30V144H29ZM38 146V145H37ZM39 146H41V145H39ZM39 146H38V148H39ZM44 146H46V145H44ZM51 146V144L49 145V147ZM55 146H57V144L55 145ZM240 146V145H239ZM243 146V145H242ZM252 146V145H251ZM250 146V147H251ZM254 146V145H253ZM252 146V147H253ZM260 146H259V148H260ZM14 147V146H13ZM63 147V146H62ZM61 147V148H62ZM174 147H175V145H174ZM255 147V146H254ZM264 147V146H263ZM45 148V147H44ZM108 148H111L112 149V146L110 147H108ZM108 148H104V149H107V150H109V151H111V149H108ZM114 148V147H113ZM245 148V147H244ZM248 148V147H247ZM10 149H11V147H10ZM24 149H26V148H24ZM36 149V148H35ZM41 148H39V150H40ZM43 149V148H42ZM92 149V148H91ZM100 149V148H99ZM102 149V148H101ZM173 149V148H172ZM176 149V148H175ZM15 150V149H14ZM22 151H23V149H21ZM29 150V149H28ZM31 150H32V148H31ZM30 150V151H31ZM103 150V149H102ZM141 150V149H140ZM246 150H249V149H246ZM255 150V149H254ZM35 151H38V150H34V152ZM48 151V150H47ZM54 151V150H53ZM62 151V150H61ZM106 151V150H105ZM125 151H127V149H125ZM142 151V150H141ZM172 151V150H171ZM250 152L252 151V150H249ZM24 152H25V150H24ZM56 152V151H55ZM112 152V151H111ZM136 152V151H135ZM176 152H178V149H176ZM222 152V151H221ZM221 152H219V155L221 156ZM253 152V151H252ZM251 152V153H252ZM259 152H261V150L259 151ZM8 153V152H7ZM13 153V152H12ZM16 153V152H15ZM25 153H27V152H25ZM24 153V154H25ZM127 153V152H126ZM134 153V152H133ZM139 153H140V151H139ZM21 154H23V153H21ZM21 154H20V156H21ZM28 154V153H27ZM30 154H31V152H30ZM29 154V155H30ZM36 154V153H35ZM45 153H43V155H44ZM53 154V153H52ZM51 154V156H55L54 154L52 155ZM218 154V153H217ZM15 155V154H14ZM19 155V154H18ZM41 155V154H40ZM46 155H48V153H46ZM216 155V154H215ZM223 155V154H222ZM249 154L247 153V156H248ZM16 156V155H15ZM14 156V157H15ZM24 156H26V155H23V158H27V157H24ZM36 156V155H35ZM37 156H39V154L37 155ZM163 156V155H162ZM218 156V155H217ZM245 156V155H244ZM10 157H12V156H10ZM13 157V158H14ZM165 157V156H164ZM222 157H219V159L220 158H222ZM246 157V156H245ZM244 157V158H245ZM261 157H263V156H261ZM3 158H5V157H3ZM23 158H22V160H23ZM36 158V157H35ZM178 158V157H177ZM242 158V157H241ZM37 160H39L38 158H36ZM47 158H43V161H45ZM173 159V158H172ZM217 159V158H216ZM239 159V158H238ZM237 159V160H238ZM246 159H247V157H246ZM16 160V159H15ZM17 160H19L18 159V157H17ZM16 160V161H17ZM20 160H21V158H20ZM26 159H24L23 161H25ZM29 160H32V158H30ZM22 161V162H23ZM41 161V160H40ZM170 160H168V162H169ZM217 161V160H216ZM220 161V160H219ZM222 161V160H221ZM239 161V160H238ZM46 163V162H45ZM232 163V162H231ZM41 164H42V162H41ZM40 164V165H41ZM166 165H167V163H165ZM39 165V166H40ZM44 165V164H43ZM30 166H32L31 168H30ZM34 166V167H33ZM42 166V165H41ZM216 166V165H215ZM218 166V165H217ZM110 167V166H109ZM159 168H160V166H158ZM164 167H165V165H164ZM27 168H28V170L29 169H32L31 170V173H26V171H27ZM173 168V167H172ZM110 169L111 170H115V168L114 167H110ZM163 169H164V171H165V168H163V166H162V171H163ZM26 170V171H25ZM40 170V169H39ZM160 170H161V168H160ZM211 170H213V169H211ZM1 171H3V172H10L11 174H10V179H12L13 181L14 180H17V182H18V180L19 179H22L21 181H22V183H21V187L19 188V192H17L18 193V196L16 195H14V198L15 197H17V200L16 199H13V200H16L15 201V204H13V205H15V215H17V210H19V212H21L20 213V216L23 218V221L24 222H30L31 224H33V226L36 228V229H38V230H41V228H44V226L47 224V223H49V222H51V219H53L52 221L54 222V223H61V224H63L64 223V219L62 220V217H61V219L60 218H53V216H52V218L50 219V221L48 220L49 218H46L47 220L45 221V218L43 217V215H42V212L40 213V214H38L37 212H34L33 210H32V208H31V206L29 207V204L27 203V200H26V198H25V196H24V194H23V192L26 190V189H28V191H29V188H31V186H32V183H33V177L36 175V171H37V163L36 162H25V164H23L22 163V165H16V163H14V162H9L8 161V163H7V160H6V163H5V161H3V163L0 161V172ZM8 172V173H9ZM169 172H171V171H169ZM168 172V173H169ZM166 173V172H165ZM259 173V174H258ZM1 174V173H0ZM211 174V173H210ZM257 174V175H256ZM4 175V174H3ZM5 175H8V174H5ZM57 176V175H56ZM56 176H54V179H55V177ZM165 176V175H164ZM58 177V176H57ZM57 177H56V179H57ZM3 178V177H2ZM51 178V177H50ZM10 179H8L9 181H11ZM5 180H6V178H5ZM59 180H60V178H59ZM59 180H57V183H58V181ZM8 181V182H9ZM53 181V180H52ZM55 181V180H54ZM5 181L4 180H2L1 179V177H0V188L1 189H3L4 188V186L3 185H5V183H4ZM51 182V181H50ZM61 182L63 183V181H61L60 180V184H61ZM11 183V182H10ZM38 183V182H37ZM54 184V183H53ZM53 184H51V185H53ZM59 184V183H58ZM206 184V185H207ZM15 186V185H14ZM13 186V187H14ZM19 186V185H18ZM54 186V185H53ZM53 186H52V188H53ZM57 186L60 188L61 187V185L59 186V185H57L56 184V188H57ZM16 187V186H15ZM64 187H65V184H64ZM64 187L62 188V191H64ZM204 187H206V186H204ZM8 188V187H7ZM17 188V187H16ZM48 188H50V187H48ZM51 188V192H49V193H53L52 192V190L54 189H52ZM10 189V188H9ZM14 189V188H13ZM32 189V188H31ZM12 190V189H11ZM10 190V191H11ZM40 190V189H39ZM45 190V189H44ZM66 190L67 189H65V192H66ZM205 190H206V188H205ZM207 190V191H208ZM3 191V190H2ZM1 191V192H2ZM4 191H5V189H4ZM27 191V190H26ZM46 191V190H45ZM55 191H57V189L55 190L54 189V192ZM9 192V191H8ZM14 192V191H13ZM40 192V191H39ZM38 192V190H37V192L36 193H39ZM5 193H7V192H5ZM28 193V192H27ZM43 192L41 191V194H42ZM2 194V193H1ZM26 194V193H25ZM43 194H47L46 192L45 193H43ZM42 194V195H43ZM67 194H69V195H72V194H74V191L73 190H67ZM206 194V193H205ZM40 195V194H39ZM39 195H38V197H39ZM54 194H52V196H53ZM4 196H6V194L4 195ZM48 196V195H47ZM63 196V195H62ZM6 197H8V194H7V196ZM9 197H10V194H9ZM12 197V196H11ZM27 197V196H26ZM44 197V196H43ZM50 197V196H49ZM55 197V196H54ZM60 197V196H59ZM210 198H211V196H209ZM2 198V197H1ZM37 198V197H36ZM57 198H58V195H57ZM61 198V197H60ZM59 198V199H60ZM8 199V198H7ZM46 199V198H45ZM1 200V199H0ZM86 201H87V199H85ZM3 202H4V200H2ZM38 201V200H37ZM37 201L36 200H33V205L35 206V205H37L36 203H37ZM42 201V200H41ZM57 201V200H56ZM60 201H62V200H59L58 202H60ZM3 202H2V204H3ZM13 202V201H12ZM39 202V201H38ZM43 202V201H42ZM56 204H57V202H56ZM12 205V204H11ZM42 205H43V203H42ZM2 207V206H1ZM11 208H13V207H11ZM0 209H3V208H0ZM58 209H59V207L57 206L56 207V210H57V212H58ZM1 212V211H0ZM80 213H82V212H85V210L84 209H80V211H79ZM220 212V213H221ZM219 213V214H220ZM57 214H59V213H57ZM62 214V213H61ZM60 214V215H61ZM218 214V213H217ZM7 215V214H6ZM9 215V214H8ZM55 215V214H54ZM260 215V216H259ZM57 216V215H56ZM59 216V215H58ZM60 217V216H59ZM83 218H84V220H86V216H83ZM1 219H3V217L1 218ZM5 219V218H4ZM261 219V218H260ZM12 220V219H11ZM22 220V219H21ZM218 220H220V217L218 218ZM222 220V219H221ZM5 221V220H4ZM223 221V220H222ZM2 222V221H1ZM18 222V221H17ZM16 222V223H17ZM21 222V221H20ZM221 222V221H220ZM219 222V223H220ZM8 223V225H9V222H7ZM15 223V224H16ZM218 223V224H219ZM18 224H20V223H18ZM169 224V222H166V225H168ZM10 226V225H9ZM19 226V225H18ZM3 227V226H2ZM14 227V226H13ZM16 227H17V225H16ZM16 227H14V228H16ZM9 228V227H8ZM10 228H11V226H10ZM19 228V227H18ZM86 228H91L92 229V227H90V223L89 222H87V224H86ZM220 228V229H221ZM13 229V228H12ZM21 229V228H20ZM0 230H2L3 231V229H0ZM5 230H7V227L5 228ZM8 231V230H7ZM14 231V230H13ZM37 231V230H36ZM10 232H12V231H10ZM27 232H31L29 229H27ZM34 232V231H33ZM42 232V231H41ZM61 232H63V231H60V233H57V234H55L54 235V239H57L58 237H61V235H63L64 233H61ZM73 233V235H75L76 237L78 236V235H80L81 233H79V231H78V228H75V229H73V231H72ZM225 232V231H224ZM13 233V232H12ZM15 233H17V232H15ZM40 233V232H39ZM5 234V233H4ZM9 234V233H8ZM29 234V233H28ZM42 234H44V233H42ZM12 235V234H11ZM37 235V234H36ZM35 235V236H36ZM40 235V234H39ZM9 236V235H8ZM12 237V236H11ZM24 237H25V235H24ZM3 238H5L4 236H3ZM10 238V236L8 237V239ZM13 238V237H12ZM21 239V237H18V239ZM26 238V237H25ZM25 238L24 239H21V240H24L23 241V243L25 242V241H27V239H29V238H26V240H25ZM30 238H31V240H32V237L30 236ZM40 238V237H39ZM43 238V237H42ZM141 238V237H140ZM7 239V238H6ZM6 239H4V240H6ZM7 239V240H8ZM20 239H19V241H20ZM41 239V238H40ZM3 239H2V241H4ZM1 241V242H2ZM38 241V240H37ZM0 242V243H1ZM141 242V240H138V243H140ZM192 242V241H191ZM12 243V242H11ZM31 243V242H30ZM18 244V243H17ZM21 244V243H20ZM38 244V243H37ZM187 244H189V243H187ZM192 244V243H191ZM195 244H196V242H195ZM4 245V244H3ZM12 245V244H11ZM24 245V244H23ZM28 245V244H27ZM58 244H55V243H53L52 245H51V247L53 248V247H55V248H57L58 246H57ZM140 245H142V243L140 244ZM193 245H194V243L192 244V245H189L188 246V249H191V248H193ZM7 246V245H6ZM20 246V245H19ZM22 246V245H21ZM24 247V246H23ZM37 247V246H36ZM35 247V248H36ZM144 247V246H143ZM15 248V247H14ZM34 248V249H35ZM195 248V247H194ZM19 249V248H18ZM22 249V248H21ZM20 249V250H21ZM38 249V248H37ZM99 246H97L96 244H91L90 246H87L86 247V250H85V252H82V258H80V259H78L77 260V264H95V259H96V256L99 254ZM17 250V249H16ZM30 250V249H29ZM39 250V249H38ZM193 250V249H192ZM191 250V251H192ZM14 251V250H13ZM18 251V250H17ZM31 251V250H30ZM33 251H35V250H33ZM41 250H39V252H40ZM194 251V250H193ZM15 252V251H14ZM38 251H37V254L39 253ZM22 253V252H21ZM19 254V253H18ZM29 254V253H28ZM35 254H36V252H35ZM23 254H21V256H22ZM25 255H26V253H25ZM209 256L211 255V253L210 254H208ZM12 257V256H11ZM20 257V256H19ZM47 257V256H46ZM51 257V256H50ZM212 257V256H211ZM221 257V258H220ZM18 258V257H17ZM22 258V257H21ZM20 258V259H21ZM24 258V257H23ZM23 258H22V260H23ZM27 258V257H26ZM26 258H24V259H26ZM31 258V257H30ZM206 258H207V255H206ZM219 258H220V260H219ZM28 259V258H27ZM34 259H35V256H34ZM37 259H39L38 257H37ZM41 259H42V257H41ZM62 259L63 260H69V257L68 256H62ZM208 259V261L207 262H209V257L207 258ZM14 260V259H13ZM40 260V259H39ZM2 262V261H1ZM32 262V261H31ZM34 262V261H33ZM32 262V263H33ZM36 262H38V261H36ZM49 262V261H48ZM51 262V261H50ZM5 263H7V262H5ZM10 263V262H9ZM14 263V262H13ZM22 263V262H21ZM39 263V262H38ZM138 263V262H137ZM140 263V262H139ZM15 264H16V262H15ZM31 264V263H30Z\"/></svg>","mask_w":264,"mask_h":264}]
</instances>
